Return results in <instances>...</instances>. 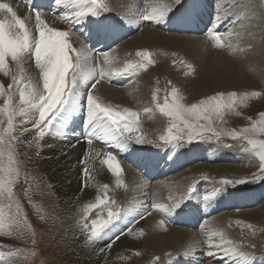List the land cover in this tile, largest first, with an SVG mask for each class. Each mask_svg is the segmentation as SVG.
Instances as JSON below:
<instances>
[{"label":"bare ground","instance_id":"1","mask_svg":"<svg viewBox=\"0 0 264 264\" xmlns=\"http://www.w3.org/2000/svg\"><path fill=\"white\" fill-rule=\"evenodd\" d=\"M50 1L0 0V2L10 3L18 15L25 19L33 32L35 31L37 11L41 13V17L46 20V23L55 28L69 31V23L66 26L56 25L58 19L50 16L48 12H44V9L46 11L47 7L51 5ZM171 2L172 0H107L111 11L91 18V22L98 26L100 39L107 42V38L111 37L106 46L102 48L109 47L112 42L117 45L119 38L129 35L133 31V34L137 33V29L139 31L143 28V19L146 15L152 14L153 9L162 10L164 5ZM57 12L60 13H58L60 17L64 16L59 10ZM3 15L6 14H0V18ZM176 17L181 20H177ZM72 21L75 23L74 15L69 20V22ZM148 22L151 23V26L146 27L144 31L138 33L122 47H120L122 44H119L120 46H117L115 51L108 54V63H104V58L101 55V63L98 62L97 66L91 60V57H95V53L90 54L86 45L79 39V35L75 33L76 29H72L70 39L76 47H79L77 49L79 53L76 54L82 56L80 58L82 71L87 75L86 80L78 78L81 91L79 106L73 107L71 104L66 106L64 112L61 113H66V115L59 118L43 139H38L42 143L34 140L30 126H25L22 122L18 124V121H15L18 127L16 135L19 137L15 143L20 145L18 149L28 148L31 144L25 158V162L29 163L28 167L34 168V173L45 180L57 183L56 186L53 185V188L50 187L52 188L51 193L55 192L54 199L57 200L59 211L69 225L68 231L73 242V247H70L72 252L65 254L62 259L69 264H104L105 257L115 250L124 251L127 248L141 247L142 249L143 247L146 249L149 247L164 264H170L172 261L173 264H201L207 259L208 261L212 259L214 261L212 263L219 262L218 264H264V257L245 254V251L248 250L239 244L240 242L237 243L236 231L225 229L228 225V216L233 213L214 216L215 212L222 210L229 211L255 205L264 198V185L242 191H221V194H217L218 190L209 186V191L204 193L208 198L202 200L205 205L201 211L198 210L200 209L198 198H200L201 190L190 191L189 188L193 178L183 181L181 176L176 175L179 174L181 167L191 162H198V160L204 164L192 168L193 177L206 167L208 160L212 161L210 163H215L220 158L230 160L229 164H235L234 161L238 160L240 163H247L246 159L242 161L238 157L236 160L237 155L230 159V154L217 152L219 150L216 151L215 148L218 149V146L208 144L201 145L200 150L177 149L176 147V149L170 150L167 149L168 146L151 149L132 146L128 144L129 140V142L123 140L122 145H118L115 141H104L100 137L99 129L94 132V124L85 123L86 97L84 95L91 92L101 106L106 104L113 107L124 104L133 107V110L146 111L145 92L148 88L150 73H143L142 76L136 75L135 81L126 86L118 87V85H120V80L125 79L123 76L138 72L141 74L143 67H139V64H142V60L140 61L137 55L134 56L136 51H155L152 49L155 47H160L166 52L170 49L181 50L185 56L188 55L191 58V61H188L196 66L197 72L218 89L244 88L241 84V80H245L244 68L247 64L244 56L264 54V8L262 2L260 0H186L178 8V11L172 10L163 20ZM226 31L227 33H225ZM219 32L223 33L217 35ZM170 33H180L178 35L181 36H173ZM203 34L205 37L210 36L211 38H204V40L201 37ZM216 36L219 39H216ZM209 39H211V46L207 43ZM226 45H229L228 49L224 48ZM29 56L22 61L27 71L25 76L28 82L31 80L33 84H39V72L32 65ZM129 62L136 64L137 67L124 70ZM107 74L113 77L108 82L105 79ZM97 78L99 81L97 80L95 87H92L91 90L88 89L92 83L96 82ZM40 90L43 91L42 84ZM34 115L33 112L32 117ZM145 118L149 123L148 126L152 127V130H156L157 123L160 122L156 113L147 110ZM23 128H27L28 131H22ZM78 129L79 131H77ZM82 135L88 137L92 143L89 144ZM114 151L118 153V157L117 154L112 153ZM110 153L116 156L121 167L118 177L113 175L104 163ZM220 168L218 175L221 176H232V174L241 171L235 165L224 164ZM170 175L171 177H168ZM162 178L170 180L165 182V179L164 182L149 187L152 201L159 204V206H156L157 204L154 206L157 211L147 215L144 219L139 215L136 199L133 197L137 196L139 190H142L141 192L145 196L148 194L141 182L147 186L152 181ZM117 180L120 181L119 184H117ZM82 183L83 188L81 187ZM105 185L108 186L107 189H105ZM193 191H195L194 196ZM189 192H192L191 195ZM196 192L199 193L198 196ZM97 197L104 199L105 204L111 205V208L115 206L117 210L125 211L124 214H127L128 218L123 215L116 219V222L112 223L113 227L102 236L101 240L89 244L83 231L81 229L78 231L80 227L78 219H81L79 207L83 203L93 200V203H97ZM142 208L147 209L145 206ZM103 212L107 213L106 210ZM200 217L203 219L201 220ZM244 219L264 225V205L253 209L249 214L246 213ZM200 220L203 222L201 230L194 231L193 228ZM76 221L78 225H74ZM130 222H132V226L125 233L124 230ZM139 231H141V235L137 233ZM117 237L119 238L117 239ZM110 240L113 242L110 243ZM109 244L111 246L106 248V245ZM217 245H220V248L215 247ZM224 249L232 251L225 255ZM209 250L218 254L209 256ZM169 252L175 253L172 257L166 258V254ZM244 259H246L245 262Z\"/></svg>","mask_w":264,"mask_h":264},{"label":"rangeland","instance_id":"2","mask_svg":"<svg viewBox=\"0 0 264 264\" xmlns=\"http://www.w3.org/2000/svg\"><path fill=\"white\" fill-rule=\"evenodd\" d=\"M185 1L186 0H183L180 5L174 6L173 10H175V12L178 11V8ZM260 1L262 2V6L264 8V0ZM100 2L107 4V0H100ZM44 12L47 13L45 9ZM58 13L59 12H57V14ZM176 18L177 20H181L179 17ZM142 26V29H139V31L138 29L136 30L137 33L133 34V31L131 34L119 38V43L116 45L115 48L117 49V46H120L119 44H122L120 47L125 45L138 33L144 31L146 27L151 26V23H149L148 21L145 22V20L143 19ZM152 29L156 30V28L154 27H152ZM75 33L78 34L77 32ZM222 33L223 32H219L217 33V35ZM225 33H227V31ZM178 34L180 33H170V35L173 36H181ZM204 35L205 34L201 36L203 39L211 38L210 36L205 37ZM109 38L111 37L107 38L108 41ZM99 40L103 41L104 44L102 47H105L108 41L105 42V40L100 38ZM210 41L211 39H209L207 43L211 46ZM71 44L72 46L74 45L72 42ZM228 46L229 45H226L224 46V48L228 49ZM75 48L79 49V47L76 46ZM152 49H155V51L152 50L153 53L152 51L147 50L150 53V59L152 63H148L142 57L137 56L140 61L142 60L141 63L145 65L144 67H147L146 71L142 69V71L140 72L141 74H139L138 71H134L135 73H138L123 76L125 79L119 81V84L121 86L118 85V87L126 86L132 83L133 81H135L136 75L142 76L145 73L147 74V72L150 73L148 80L149 82L147 83L148 88L145 92V104L147 105L146 111L148 110L151 113H156V115L160 118V122L157 123L156 130H152V127L148 126L149 123L145 118L146 111H141L140 109L133 110V107L124 104L115 105L113 107L105 104L107 107H111L114 111H119L122 113L125 109H127L137 114V117L132 118L135 121L133 130L128 132L129 134L126 132L125 138H123V140H125L126 142L129 140L130 142L128 141V144L132 146H142L147 147V149L168 146L167 149L170 150H174L176 148H192L193 150H200L201 145L208 144L210 146H218V149L215 148L216 151L219 150L217 152H224L226 154H230V159L234 155H237V157L235 158L236 160L238 159V157L242 159V161L246 159L247 163H240L239 160L234 161L236 162L235 164L232 163L236 167H239V170H241L238 171L237 174H232V176L218 175V170H221L220 167L224 164L234 166L232 164H229L230 160L220 158L215 163H210L211 160H208L209 162L205 165L206 167L200 170V172L194 177L192 175L191 170L194 166H201L202 164H204L201 160H198V162H191L190 164L181 167L179 174L176 175L181 176L183 181L184 179L185 181H187L188 179L192 180L193 178V181L189 185L190 191L194 189L195 191L199 189L201 190L200 198H198V205L200 206V209L198 210L203 211V206L205 205V203L202 200H204L206 197L204 193H207L210 187L218 190L217 194H221V191H242L248 190L250 188L255 189L262 187L264 185V171L261 170L258 153L262 150L261 145L264 144V54H252L251 57L244 56V60L247 63L245 64L244 68L245 80H241L242 87L244 88L218 89L212 82L207 81L201 74L197 72L198 70L196 66L190 62L191 58L188 57V55L185 56L184 52H182L181 50L170 49L166 52L160 47H155ZM96 51V49H94L92 53L91 51H89L91 55H93V53L96 54H94L96 58L91 57V60H93L92 62L95 65L98 64V56H101L100 53L97 54L98 51ZM137 52L138 51H136V53ZM136 53L134 54V56H136ZM167 53H169L170 55ZM75 55L77 54L75 53ZM80 58H82V56H80ZM186 58L187 60H185ZM29 59L31 60L32 65L35 67L34 59L30 56ZM23 60H21L18 65L12 64L11 61H9L10 74L8 76H4L3 73H0V83L4 85L3 92L5 93L3 96H0V109L4 108V103L8 99V96H12L11 101H9L8 109L3 112H0V121L3 122L0 123V129H7L8 113H16L13 120L16 131L13 133H6L4 137L5 145H0V150L4 152L3 159L0 160V166L5 169V171L0 172V183L3 184V187L0 188V245L3 246V248H1L3 251L0 254V264H65L66 262L63 261L62 257H64L65 254L72 252L70 247H73V242L70 238L68 231L69 225L66 223L65 218L61 215L59 211L60 208L57 204V200L54 199V196H56L55 192L51 193L52 188L56 186L57 183L49 182L47 179L45 180V178H42L38 176L37 173H34V168L31 167V169L28 167L29 163L28 161L25 162V158L26 154L29 152V147H23L20 149H18L17 147L12 148V155L14 157V161L11 165V168L13 169V173L10 174L7 170L9 168V149L7 145L9 143V136L16 135L18 132L17 123L15 122L16 120L18 121V124L22 121L27 120V123L23 124H25V126H30L34 140L38 143H42L38 140L37 130H34L35 128L32 126L31 123L32 120L38 119V113H35L33 111L35 113L33 117V113L29 117H22L19 115V109L21 107L26 106L20 104L18 89L20 87H23L24 83H28L27 78L25 76L27 71L25 70V65L22 63ZM13 66L15 67L12 70ZM36 70L37 72H39L38 69ZM107 75L109 76V74ZM13 76H15L16 78L15 82H13ZM108 76H106L107 78L103 76V78H105L107 82L112 77L111 75L109 77ZM97 80L99 81V79L97 78L95 80L96 82H94L95 84L97 83ZM10 84L12 85L11 88L8 87ZM41 84L42 79L39 77L38 85L40 88ZM91 85L90 87H88V89L90 90L92 88ZM173 89L177 91L179 102L185 107H191L192 104H199L201 100H207L212 96L223 95L226 101H230V94L233 92L236 93L237 103L233 108H224L219 115L212 114L211 127L216 132L220 133L219 137L213 136L211 132H205L203 137L194 134L192 141L189 142L187 136L188 130L183 125H181V128L183 129L182 132L178 129H173L172 133H169L168 129L171 127L172 121L169 117L165 116L159 111V106H162L164 104L165 97H167L169 103H171V93ZM253 93H258L259 95H253ZM154 96L157 97L156 100L153 99ZM186 120L195 122L192 116H187ZM199 123L205 124L207 123V121L199 120ZM77 131H79V129ZM231 133H237L238 135L233 137ZM171 135H182L183 138L181 140H172L170 138ZM137 137H140L145 142L138 144L136 142ZM249 141L254 142L255 146H253L252 143H249ZM15 142L14 144H16ZM193 145L197 146L194 147ZM112 153H114L115 155L117 154L116 156L118 157L117 152L114 151ZM144 165L147 166L145 163ZM215 168L218 169L214 170ZM16 172H18V175L15 174ZM226 175L229 174L226 173ZM168 177H171V175ZM168 180L170 179L162 178L159 180L152 181V183L147 186L144 182H141L142 185H144L147 189L148 194L145 196L141 192L142 190H139L137 196L135 195L133 199H136L135 202L137 211H139V215H141L142 218L144 217V219H146L145 217H147V215L154 214V211H157L156 207L154 206L156 204V206H159L158 203L155 204V202L152 201L153 198L149 193V187L157 183L160 184L164 181L167 182ZM224 180H229L231 181V183L224 184ZM10 181L11 183H9ZM237 181H245V183H236ZM9 187L12 188L11 197H9L7 192V189ZM201 187L203 188L201 189ZM204 187L206 188V191H204ZM195 191H193V196ZM191 193L192 192H189V195H191ZM198 194L199 193L196 192L197 196ZM93 202L94 200L91 202L83 203L79 207L81 219H78V224L80 225L78 231L81 229L87 240L91 232L93 220L98 221L97 226L99 227L100 222L109 219L108 213H104L103 210H106V212L112 210L110 212L114 211V214H117L120 211L119 209L117 210L115 206L111 208V205L109 204H102L99 205L97 208L92 209L87 213V215H85L86 206L88 204H93ZM261 205H264V198L262 200H259L255 205H251V207L248 206L247 208L231 209L229 211L222 210L219 212H215L216 215H214L218 217L222 214L233 213L232 215L228 216V225L225 227V229H230L232 230V232L238 231L237 233L235 232L236 237H238L237 243L240 242L239 244H241L246 250H248L247 252L245 251V254H249L251 256L256 255L257 257H264V225L246 220L244 219V216L246 215V213L249 214L253 211V209L259 208V206ZM142 206H145V208L147 209L149 206L150 207L147 211V209H143ZM138 207L141 209H139ZM101 209L103 210L101 211ZM124 213V217L128 218L127 214ZM119 216H121V214L113 216L112 222L108 226L105 234L113 227L112 223L115 222V217ZM202 217L204 216L202 215ZM201 220L197 222V225L195 226V228H193L194 231L201 230L203 223L201 222ZM74 223V225H76L77 221ZM131 226L132 222L128 224L124 232L127 233ZM104 230L105 227L102 228V231ZM137 233L139 235L142 234L141 231ZM111 242H113V240H110V243ZM66 244L69 245L67 246ZM127 249L124 251L115 250V252H110V254L108 255L109 257H105L104 264H164L161 262V258L154 255V253H152V250L149 247H147L146 249L143 247L142 249L141 247ZM174 253L175 252H169L168 254H166L167 256H165L166 258H169L172 257ZM245 260L246 259H244V262ZM212 262L213 261H211V259L210 261H208L207 259L201 264H211ZM66 264L69 263L67 262ZM170 264H173V261Z\"/></svg>","mask_w":264,"mask_h":264},{"label":"snow or ice","instance_id":"3","mask_svg":"<svg viewBox=\"0 0 264 264\" xmlns=\"http://www.w3.org/2000/svg\"><path fill=\"white\" fill-rule=\"evenodd\" d=\"M183 2V0H172L171 3L163 6L162 10L157 11L153 9L152 14L146 15L144 20L159 22L163 20L169 12H171L174 6H178ZM68 4L77 5L80 10L75 11L72 15L76 22L85 18L88 15L99 16L103 13L110 12L111 9L108 4L100 3V0H56L57 6H67ZM88 6V10L84 11V6ZM0 14L3 15L0 18V73L4 76L10 74L9 61L12 64H19L26 56H31L34 59L35 68L39 70V76L42 79V88L40 90L38 84H33L31 80L28 83H24L23 87L18 89L19 91V101L21 105L26 107H21L19 109V115L22 117H29L33 111L38 113V119L31 121L32 126L37 130V138L43 139L46 131L52 126L53 122L64 112L66 106L71 104L73 107L79 106V100L81 98V91L78 85V78L86 80L87 75L82 71L81 59L77 55L75 57V63L73 62L72 53L77 51L73 48L72 44L69 42L70 33L64 30H58L54 27L49 26L44 19L41 17L40 12L35 14V31L33 32L25 19H22L14 7L10 3L0 2ZM69 13H65L60 19L69 16ZM219 39L218 36L215 37ZM100 55L104 58V63H108V53L103 52ZM137 56L142 57L148 63H152L150 59V53L148 51H138ZM144 64L139 65V67H144ZM128 67L136 68V64H131ZM75 69V71H73ZM71 72V80L69 81V74ZM119 74V73H117ZM90 75V74H89ZM13 82L16 78L13 76ZM95 87V83L91 85ZM9 88L12 87L10 84ZM4 85L0 83V96H3ZM253 95H259L258 93H253ZM172 100L169 103L167 97H165L164 104L159 106V111L165 116L169 117L172 121L171 127L168 129L171 134L173 129H178L183 131L181 125H183L188 131V141L191 142L193 135L203 137L205 132H211L213 136L219 137L220 133L216 132L211 127L212 114L219 115L224 108H233L236 101V93L230 94L231 100L226 101L223 95L212 96L207 100H201L199 104H192L191 107H185L179 102V97L177 96V91L172 90L171 93ZM12 96L9 95L8 99L4 103V108L0 109V112L5 111L9 107V101H11ZM154 100L157 99L156 96L153 97ZM15 112L8 113L7 119V129H0V145H5V134L13 133L16 131L14 126V116ZM192 116V121H187L186 117ZM137 117V114L133 111L127 109L124 112L114 111L111 107H102L98 102L97 98L93 96L91 92L86 95V124H94V132L99 129L100 137L104 141H115L118 145L123 144V138H125V133L133 130L135 121L132 118ZM199 120L207 121L205 124H200ZM0 123H3L0 121ZM22 123H27V120L22 121ZM22 131L27 132V128H23ZM233 137L238 135L237 133H231ZM172 140H181L182 135H171ZM19 137L17 135L9 136V143L7 145L9 168L7 169L10 174L13 173L11 165L14 161L12 155V148L19 147L20 145L14 144ZM167 139V138H164ZM136 142L144 143L140 137L136 138ZM88 143L91 144L92 141L89 139ZM253 146L254 142L249 141ZM31 147V144H29ZM261 151L258 153L261 170L264 171V144L261 145ZM4 152L0 150V160L3 159ZM108 169L115 176H119L121 173V167L113 154H108L107 159L104 161ZM5 171V169L0 166V172ZM18 175V172L15 173ZM11 183V181L9 182ZM120 181L117 180V184ZM224 184H229L231 181L224 180ZM236 183H245V181H237ZM3 184L0 183V188ZM83 188V183L81 185ZM107 189V185L104 186ZM9 197L12 196V188L7 189ZM97 203L88 204L85 208V215L99 205L105 204V200L99 197L96 198ZM207 199V197H205ZM114 215L113 212L108 213L109 219L100 222L98 227V221L93 220L91 226V232L88 237L89 244L101 240L103 237L101 235L102 228L107 226L112 222ZM119 237H117L118 239ZM111 245H106L110 247ZM216 247H220L217 245ZM231 249H224V254L227 255L231 252ZM211 250L208 251L209 256L217 255Z\"/></svg>","mask_w":264,"mask_h":264}]
</instances>
